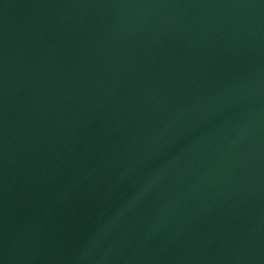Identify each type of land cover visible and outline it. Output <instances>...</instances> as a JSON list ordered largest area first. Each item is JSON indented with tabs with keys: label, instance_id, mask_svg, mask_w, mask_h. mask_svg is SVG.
<instances>
[{
	"label": "water",
	"instance_id": "obj_1",
	"mask_svg": "<svg viewBox=\"0 0 264 264\" xmlns=\"http://www.w3.org/2000/svg\"><path fill=\"white\" fill-rule=\"evenodd\" d=\"M0 264H264V0H0Z\"/></svg>",
	"mask_w": 264,
	"mask_h": 264
}]
</instances>
